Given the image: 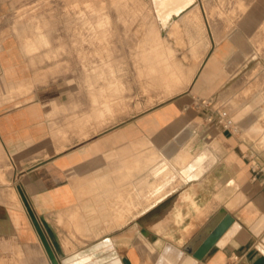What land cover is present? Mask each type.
Returning a JSON list of instances; mask_svg holds the SVG:
<instances>
[{
	"label": "crops",
	"instance_id": "crops-1",
	"mask_svg": "<svg viewBox=\"0 0 264 264\" xmlns=\"http://www.w3.org/2000/svg\"><path fill=\"white\" fill-rule=\"evenodd\" d=\"M9 9L0 0V264H53L49 252L58 264H155L166 242L183 246L221 206L234 222L182 264L235 255L264 264V139L207 123L209 140L197 133L184 145L189 124L206 118L188 94L121 121L118 101L114 112L76 76L49 72L14 33ZM218 63L214 52L192 92L232 76ZM251 106L232 119L243 123Z\"/></svg>",
	"mask_w": 264,
	"mask_h": 264
},
{
	"label": "rangeland",
	"instance_id": "rangeland-1",
	"mask_svg": "<svg viewBox=\"0 0 264 264\" xmlns=\"http://www.w3.org/2000/svg\"><path fill=\"white\" fill-rule=\"evenodd\" d=\"M8 2L7 18L27 50L37 54L52 74L76 76L87 86L89 99L110 98L114 112L118 101L121 121L188 94L193 108L211 121L190 123L195 132L184 145L191 146L190 136L197 133L209 140L207 123H226L237 138L244 129V136L264 139V113L255 110L257 104L264 106L263 101L255 102L264 97V0ZM235 33L253 50L237 66L239 48L231 44ZM214 52L218 74L232 76L217 79L219 85L210 93L192 92L193 82ZM188 77L187 88L176 91L174 85ZM247 104L252 106L244 122L232 119L235 107ZM102 108L112 110L106 103ZM257 121L258 132L250 129Z\"/></svg>",
	"mask_w": 264,
	"mask_h": 264
},
{
	"label": "water",
	"instance_id": "water-1",
	"mask_svg": "<svg viewBox=\"0 0 264 264\" xmlns=\"http://www.w3.org/2000/svg\"><path fill=\"white\" fill-rule=\"evenodd\" d=\"M234 220V217L224 206L219 207L183 246L176 247L170 242H166L155 264H182L189 257L201 259ZM41 238L45 243L42 235ZM47 250L49 252L48 248ZM49 256L53 264H58L50 252Z\"/></svg>",
	"mask_w": 264,
	"mask_h": 264
},
{
	"label": "bare ground",
	"instance_id": "bare-ground-1",
	"mask_svg": "<svg viewBox=\"0 0 264 264\" xmlns=\"http://www.w3.org/2000/svg\"><path fill=\"white\" fill-rule=\"evenodd\" d=\"M237 4V3H236ZM239 4H240V2H239ZM241 4H242V2H241ZM238 7H240L239 5H238ZM242 8V7H241ZM240 8V9H241ZM242 10H243V8H242ZM232 42L236 45V46H238V48H239V54L234 58V63L236 64V66L238 65V64H240V63H242V62H244L245 60H246V58L252 53V50L251 49H248L247 47H249V46H247V42H245V40L243 39V37L241 36V35H239V34H234L233 36H232ZM247 43V44H246ZM231 72H233V70L231 71ZM187 77V76H186ZM175 80H176V78H175ZM173 82H175V81H173ZM180 83H178V84H175L174 85V83H172L173 85H174V88H175V86H176V91H182V90H184L185 88H187V86H188V84H189V82H190V77H188V79H185V80H182V81H179ZM170 87V86H169ZM170 88H172V86L170 87ZM174 88H173V90H174ZM172 90V89H171ZM172 90V91H173ZM170 91V90H169ZM172 91H170V92H172ZM175 93H177V92H175ZM189 130V129H188ZM183 138V137H182ZM181 138V139H182ZM174 141V140H173ZM1 181V180H0ZM12 193V192H11ZM15 194V195H14ZM14 197L15 196H17L16 195V193H13L12 194ZM164 241V240H163ZM104 245V244H103ZM107 246V245H106ZM105 246V247H106ZM96 250V249H95ZM98 251V250H97ZM100 251V250H99ZM82 252V251H81ZM97 253V252H96ZM83 255V254H82ZM83 256H85V255H83ZM88 256H89V254H88ZM82 258V257H81ZM80 259V258H79ZM74 261V260H73ZM88 261H90V260H88ZM75 262V261H74ZM99 262V261H98ZM89 263V262H88ZM92 263V262H91ZM94 263V262H93Z\"/></svg>",
	"mask_w": 264,
	"mask_h": 264
},
{
	"label": "built area",
	"instance_id": "built-area-1",
	"mask_svg": "<svg viewBox=\"0 0 264 264\" xmlns=\"http://www.w3.org/2000/svg\"><path fill=\"white\" fill-rule=\"evenodd\" d=\"M223 125L226 126V127L229 126V125L226 124V123H224ZM233 259H234V260H233V264H243V263H241V261H240V257H238L237 255H235Z\"/></svg>",
	"mask_w": 264,
	"mask_h": 264
}]
</instances>
